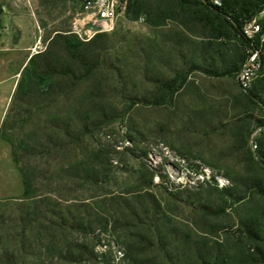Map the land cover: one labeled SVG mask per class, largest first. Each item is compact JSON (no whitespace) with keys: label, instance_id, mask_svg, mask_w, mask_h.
<instances>
[{"label":"rangeland","instance_id":"1","mask_svg":"<svg viewBox=\"0 0 264 264\" xmlns=\"http://www.w3.org/2000/svg\"><path fill=\"white\" fill-rule=\"evenodd\" d=\"M196 2L184 1L160 27L119 18L89 53L90 63L101 65L90 81L54 101L32 91L38 107L29 116L17 86L1 135L34 175L36 194L50 199L57 215L47 217L57 223L58 215L86 205L96 213L88 233L56 226L51 232L59 245L86 243L97 256L75 264H129L122 258L128 249L149 264H264V165L247 142L264 121V60L255 105L227 73L244 54L241 34L225 22L207 23ZM8 11L20 18L25 40L40 39L33 54L57 33L81 40L73 33L82 20L80 0H0V13ZM219 28L228 35L219 38ZM57 58L66 59L60 52ZM87 91L105 114L92 141L105 172L93 184L73 175L76 159L64 134L70 113L95 109ZM83 140L79 157L90 142ZM5 198L0 255L11 264H65L39 251L47 243L41 213L30 233L27 202ZM81 208L83 216L88 207Z\"/></svg>","mask_w":264,"mask_h":264},{"label":"trees","instance_id":"2","mask_svg":"<svg viewBox=\"0 0 264 264\" xmlns=\"http://www.w3.org/2000/svg\"><path fill=\"white\" fill-rule=\"evenodd\" d=\"M184 1L186 0H129L128 10L125 16L131 21H138L144 18L148 26L160 27L163 26L167 20L172 19V16L176 15L178 8L182 9V7H184ZM196 5L205 10L204 17L207 23L216 26L219 22L228 23L232 25L235 33L241 34L242 36L241 29L244 20L260 12L264 8V0H223V5L221 7L208 6L197 0ZM215 32L219 38L228 35L227 32H224V30L220 28L215 29ZM102 37H106V35L99 34L92 40L84 42L78 40L73 34L57 33L49 40L45 51L39 52L31 57L28 65L23 71V80L18 84V92H20L21 96L25 97L24 102L28 107L23 111L25 116H29L32 113V109L38 107L37 104L31 103V100H29L34 98L32 91H39V97L44 99V101H54L60 96H67L70 92H75L78 87L81 85L84 86V84L90 81L91 76L99 71L101 65L98 62L90 63L89 53L93 51V46L96 44L97 40ZM242 44L245 50L243 56H241L239 60V65L234 66L235 71L227 72L233 74L234 77L245 61L250 48L248 41L243 36ZM59 52L64 54L66 57L65 60L60 61L61 59H56ZM213 74L216 76L225 75L224 73ZM89 91H87L86 99L95 109L86 111L85 113L81 112L82 110H74L73 113H70V117L65 123L64 134L72 143V151L76 159V165L72 169V171H74L73 175L78 179L93 184L96 183L100 175L105 172L106 161L102 158L101 149L92 147L94 133L102 126L105 114L98 107L100 102H97V97H95L92 92L89 94ZM243 94L248 102L255 105L258 103L259 97L254 90L249 94L244 92ZM83 101L80 103L83 104ZM153 102L156 104L159 102V99H155ZM260 126H264V121H260L256 128ZM251 133L250 131L247 136V142ZM85 137H87V141L90 142L85 146L84 153L86 154L79 157L77 155V150L79 149L78 145L83 143ZM6 140L10 142L7 138ZM259 146L260 153L264 156L263 138L259 139ZM61 149L62 151H67L66 147L62 145ZM13 156L15 164L22 174L24 184V193L19 199L23 202H27L25 207L27 211H29L30 216H32L31 222L26 226L29 227L27 228L28 231L30 233L34 231L33 224L37 221L39 213H41L43 220L46 221V224H43L45 225L43 229L47 243H41L39 251L46 257H51L52 260L56 259L59 262H65V264H75L82 259L89 263L95 261L97 256L94 254L89 244L82 243L73 246L70 244L66 246L59 245L57 242H54V236L51 232H54L56 226L62 231L71 230L88 233L91 225H95L96 223V220H94L96 213L93 212L89 205L78 206L76 212L69 209L66 211V214L61 216L58 215L59 222L53 223L51 218L47 217L48 214L57 215L54 212L55 210L52 209L53 206L50 203V199H44L36 194L34 175L28 168L20 167L14 153ZM67 176H70V174H67ZM146 195H148L147 192H145L144 196ZM151 204L154 207L160 206L156 199H154ZM81 207H88L87 210L84 211L83 216L80 214L82 212L80 210L82 209ZM85 217H87V221ZM153 231L156 237L160 239V235L163 232L161 233L158 228ZM250 234L252 233L250 232ZM159 245L160 242H158L157 246ZM74 249H77L79 253L77 256L74 255ZM122 258L129 264H149L148 259L134 255L130 249L125 252ZM0 263L11 264L12 262L10 259L0 255ZM41 264L44 263L42 262ZM150 264L158 263L155 262Z\"/></svg>","mask_w":264,"mask_h":264},{"label":"built area","instance_id":"3","mask_svg":"<svg viewBox=\"0 0 264 264\" xmlns=\"http://www.w3.org/2000/svg\"><path fill=\"white\" fill-rule=\"evenodd\" d=\"M202 4L221 7L223 0H199ZM82 20L75 25L73 33L82 41L95 35L114 31L119 18L128 10L129 0H80ZM242 36L248 41V55L235 75L241 91L251 93L257 78L261 76L264 60V8L253 17H247L242 25ZM264 137V126L256 128L248 139L252 156L264 165L259 139Z\"/></svg>","mask_w":264,"mask_h":264},{"label":"crops","instance_id":"4","mask_svg":"<svg viewBox=\"0 0 264 264\" xmlns=\"http://www.w3.org/2000/svg\"><path fill=\"white\" fill-rule=\"evenodd\" d=\"M16 13H0V198H19L24 193L23 178L14 162L9 141L2 137V128L11 107L21 74L35 54L36 41L25 40V31ZM30 31V30H29ZM16 33V36H12ZM29 36V34H28Z\"/></svg>","mask_w":264,"mask_h":264}]
</instances>
